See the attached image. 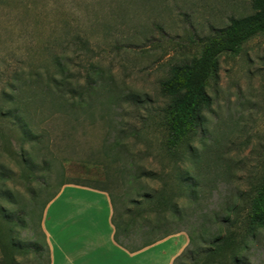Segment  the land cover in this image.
Returning a JSON list of instances; mask_svg holds the SVG:
<instances>
[{"label": "rangeland", "instance_id": "obj_1", "mask_svg": "<svg viewBox=\"0 0 264 264\" xmlns=\"http://www.w3.org/2000/svg\"><path fill=\"white\" fill-rule=\"evenodd\" d=\"M251 13L250 0H0V207L27 220L25 228L9 224L0 210V264L12 256L49 264L41 216L61 182H99L113 195L116 218L138 211L131 246L181 230L190 238L185 252L201 250V235L226 230V217L241 236L264 173V35L220 57L204 123L174 151L166 146L169 98L160 82L199 55L216 29ZM57 56H66L82 85L98 82V102L58 111L49 87ZM26 122L38 139L24 132ZM105 141L113 143L107 158ZM148 170L153 177L142 175ZM147 193L159 196L167 219L153 233L143 229L159 217ZM171 199L180 213L165 205ZM12 225L17 243L36 240L42 249L5 252ZM246 254L264 264V230Z\"/></svg>", "mask_w": 264, "mask_h": 264}, {"label": "trees", "instance_id": "obj_2", "mask_svg": "<svg viewBox=\"0 0 264 264\" xmlns=\"http://www.w3.org/2000/svg\"><path fill=\"white\" fill-rule=\"evenodd\" d=\"M250 1L253 13L232 17L228 25L216 29L203 40L199 55L188 62L172 66L168 77L160 82L162 94L169 98V103L164 108V123L167 129L166 146L168 150L174 151L184 145L197 134L199 127L203 125V111L211 103L208 87L211 81L216 80L219 76L220 57L224 54L238 55L247 42L258 35H264V0ZM55 65L56 71L51 76L49 87L52 89L53 99L59 106L58 111L62 113L67 111L79 113L99 101L98 82L93 85V83L88 81L86 85H82L70 68L66 56H57ZM110 98V103H113V96H110ZM22 128L27 136L37 137V134L29 128L27 122L22 125ZM107 144L108 141H105L101 148L105 158L110 157L109 148L113 146V143ZM30 163L31 167L37 165L34 161ZM45 165L48 166V162ZM142 175L153 177L154 172L148 170L143 172ZM182 176V180L186 181L188 179L186 174ZM44 181L45 184L48 183L46 179ZM97 183L99 182L95 184L80 181L61 182L60 188L67 184L87 186L107 191L113 201V195L106 188L97 185ZM45 184L43 185L45 186ZM58 193L59 191H56L43 204V211L46 210L49 202ZM2 195L8 201L13 198V194L9 190H3ZM146 199L152 203L151 208L159 215L156 221L148 224V227L145 226L146 224L143 225L145 226L143 228L145 230L144 233H153L157 228L166 224L167 219L161 216V206L158 204L159 196L154 195V193H147ZM135 203L140 205L139 202ZM165 205L176 214L181 211L178 204L173 202L172 199L166 201ZM0 210L7 223L17 224L20 228L26 227L27 220L24 216L18 215L15 217L12 212L3 207H0ZM130 212L131 210L120 213L117 218L114 214L113 217L116 227L115 239L128 249L136 251L174 234L166 233L162 237L144 242L142 245L131 246L126 241L130 237L131 228L139 223L137 218L139 212L137 211V213L133 214ZM31 213L34 216L35 211L33 210ZM41 219L43 221V215ZM223 222L227 226L226 230L219 228L208 239L202 234L201 240L204 245L200 248L201 250L190 249L186 252L184 251L175 259L174 264H253L246 253L251 249L252 243L258 240L260 232L264 230V173L250 198L244 220L245 229L243 234L238 236L234 230H231V227L235 224L231 218L226 217ZM13 230L12 225L9 227L11 238L8 246L4 247L5 252L12 250L27 252L29 249L39 252L42 249V244L36 240L17 243ZM45 247L48 251L46 240ZM242 252H245V254L242 255ZM187 257L190 258L189 261L186 260ZM9 261L10 263L5 262L4 264H18L13 256Z\"/></svg>", "mask_w": 264, "mask_h": 264}, {"label": "crops", "instance_id": "obj_3", "mask_svg": "<svg viewBox=\"0 0 264 264\" xmlns=\"http://www.w3.org/2000/svg\"><path fill=\"white\" fill-rule=\"evenodd\" d=\"M114 214L107 191L65 185L43 219L49 264H174L189 246L180 231L132 251L115 239Z\"/></svg>", "mask_w": 264, "mask_h": 264}]
</instances>
